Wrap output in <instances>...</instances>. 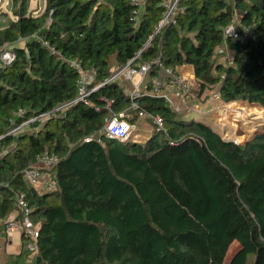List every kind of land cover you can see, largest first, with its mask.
I'll return each instance as SVG.
<instances>
[{
  "label": "trees",
  "instance_id": "1",
  "mask_svg": "<svg viewBox=\"0 0 264 264\" xmlns=\"http://www.w3.org/2000/svg\"><path fill=\"white\" fill-rule=\"evenodd\" d=\"M12 2L16 18L0 27V46L15 51L11 64H0V220L23 192L39 236L36 251L23 236L21 251L4 264H224L233 241L239 248L227 264H264V133L225 140L204 114L178 112L147 93L137 100L163 116L166 131L146 143L101 131L130 94L116 80L94 85L150 39L161 0H146L139 21L132 0H45L38 15L29 0ZM181 6L178 23L153 36L132 64L156 56L175 70L189 63L200 90L194 102L218 88L226 103L264 107V0ZM235 13L253 33L224 40ZM223 43L233 64L214 59ZM76 58L96 69L80 100ZM158 73L152 65L150 75ZM50 110L53 116L31 120ZM44 152L59 159L47 167L55 187L39 189L25 170Z\"/></svg>",
  "mask_w": 264,
  "mask_h": 264
},
{
  "label": "built area",
  "instance_id": "2",
  "mask_svg": "<svg viewBox=\"0 0 264 264\" xmlns=\"http://www.w3.org/2000/svg\"><path fill=\"white\" fill-rule=\"evenodd\" d=\"M145 2L146 0H132V3L134 4L133 13L137 21H139L142 17ZM161 5L163 12L159 23L150 39L143 45L142 49L136 53V55L125 65L119 67V70L116 74H113L104 81L94 85V88H97L104 83L113 81L119 74L124 75L126 79L130 80L136 74H138L143 79L148 73H150L152 65L157 64L159 67H165V74L154 75L150 79V83L148 82V88L145 90V92L139 88L137 83L133 84L132 82L134 89L130 93V102L128 107L118 113L111 114L106 119L105 125L101 130L109 137L120 140H126L132 137L133 133L137 129V125L131 120V118L134 116L150 118L152 120L154 129L156 130L155 132L166 131L165 121L160 113H151L141 107L140 102L137 99L143 94L147 93L159 96L176 110L191 109L193 107L192 102L195 97V93L192 83L174 68L170 66H164L160 56L152 57L150 61L138 65L132 64V61L139 57L140 53L149 45L153 36H155L165 26L172 24L176 25L178 23V16L180 11L183 9L181 6V0H161ZM237 16L238 14H235L231 22L222 28L224 40L227 38L243 40L249 38L252 35V26L245 24L241 21L239 16ZM14 58L15 51L12 47V44L5 42L2 46H0V64H11ZM73 63L79 74L78 96L76 100L85 99L90 92V85L94 81L96 69L94 67L85 68L80 58H76ZM229 63L233 64L232 59L229 60ZM211 97H213L215 100H222L221 93L218 88L214 89ZM20 112L23 113L22 110H20ZM54 114L55 110H50L32 118L31 120L36 118H49ZM28 122L29 121H26L21 126ZM58 159L59 158L56 154L44 152L40 157L39 162L45 167H52L58 162ZM25 176L29 183L36 185L42 177V172L37 166L31 165L25 170ZM46 187H55V181L50 178L49 182L46 184ZM15 206V214L4 219L6 235L9 238H12L13 233L15 231H19L22 236L27 238V248H29L31 251H36V241L39 236V229L30 216L31 209L23 192H20L16 195Z\"/></svg>",
  "mask_w": 264,
  "mask_h": 264
},
{
  "label": "rangeland",
  "instance_id": "3",
  "mask_svg": "<svg viewBox=\"0 0 264 264\" xmlns=\"http://www.w3.org/2000/svg\"><path fill=\"white\" fill-rule=\"evenodd\" d=\"M12 3H13L12 0H0V23H1V21H4V20H6L8 22L10 19L15 17L14 13H13V9H12ZM45 3H46L45 0H30L29 1V11H32L34 15H38L45 9ZM1 24H0V26H1ZM231 56H232V52L229 50L227 45L225 43H223V45L219 46L218 49L216 50L215 55H214V59H216L220 62H223V63H227L228 59ZM118 70H119L118 65H115L112 67L113 74H116L118 72ZM138 76L139 75L136 74L135 78H137ZM121 79H124L121 74H119L118 76L115 77V80L120 83V85L123 87V90L127 94H130L132 92V90L134 89V87L130 88L131 85L128 83L123 84ZM128 86H129V88H128ZM192 86L194 89V93L197 96L199 91H200L198 82L196 80L192 81ZM214 89L215 88L206 89L201 96L196 97L197 101L192 102L193 103L192 108H194V110H196L197 112L204 114V116H206L205 119H207V121L212 123L214 125L215 129L220 133L224 129V127H223L224 123H222L223 121L221 120V117L223 115L222 112L224 110H227V108L229 109V106L232 105L233 102H235L236 104L237 103L241 104V103H243V101H233L231 103H226L223 100H215L213 97H211ZM191 111H193V109ZM142 126L143 125H140L139 128L133 133L132 136H135V134L143 132L142 131L143 129L146 130L145 133L147 135L152 134L156 131L151 122L148 126L149 127L148 129H147V127L143 128ZM149 129H152V131L150 132ZM252 133L253 132H247L244 135L237 136L234 138L236 141L243 143L247 140V138L250 135H252ZM239 134H241V133H239ZM0 223L2 224V222H0ZM18 233H19V231L14 232V242L12 244H8V247H7L8 251H16L17 250L18 243H19ZM238 248H239L238 241H233L230 244L227 255H226V259L224 261V264H227L228 259L236 252V250ZM4 262H5V260H1V258H0V264H4ZM29 264H32V263H29Z\"/></svg>",
  "mask_w": 264,
  "mask_h": 264
},
{
  "label": "crops",
  "instance_id": "4",
  "mask_svg": "<svg viewBox=\"0 0 264 264\" xmlns=\"http://www.w3.org/2000/svg\"><path fill=\"white\" fill-rule=\"evenodd\" d=\"M30 12H32V11H30ZM235 14H238V16L240 18L239 13H235ZM14 16L15 17L12 18V19L16 18L15 14H14ZM1 23H0L1 24L0 27H3L8 22L6 20H4V21H1ZM230 59H231V57L228 59L227 63H229ZM158 71H159L158 75L165 74V67H159L158 66ZM177 71L180 72L181 74H183L188 80H190L191 83H192V81L196 80L195 69H194V66L192 64L183 63L182 65H180L177 68ZM150 73H151V71H150ZM150 73H148L143 79L140 76H138L137 78H135V76H134L131 80L130 79H126L124 77V75L121 74L123 76V78H124V79H121V80H122L123 84H126V83L130 84L131 85L130 88L131 87L133 88V85H132V82H133V84L137 83L139 85L140 89L146 90L148 88V82L150 83V79L153 77V76L150 75ZM128 88H129V86H128ZM187 110L188 109H183V110L181 109V110H177V111L181 112V113H188L189 111L192 110V108H191V110L190 109L188 111ZM134 122L137 125V129L139 128L140 125H143L142 126L143 128L147 127V129H148L149 128L148 126H149L150 122L152 123V120L150 118H148V117H138V116H136V119H135ZM142 131L143 132L135 134V136H132V139H134L136 141H140L141 143H146L148 140H150L152 134L147 135L145 133L146 132L145 129H143ZM149 131L151 132L152 129H149ZM35 166H37V167H39L41 169L40 171L42 172V177L37 182V184L36 185L34 184V185L36 187H38L39 189H41L43 187H46L47 182H49V180H50V174H49L48 168L45 167L42 163L38 162L37 165H35ZM13 214H15V210L11 213V215H13ZM0 222H2V221L0 220ZM18 236H19V243H18L17 250L16 251H8L7 250L8 244H12L14 242V233H13L12 238H9L6 235V232H5L4 222L2 224L0 223V258H1V260H5V262H6L9 259V256L11 254H17V253H19L21 251L22 245H23V236H22V234L20 232L18 233Z\"/></svg>",
  "mask_w": 264,
  "mask_h": 264
},
{
  "label": "bare ground",
  "instance_id": "5",
  "mask_svg": "<svg viewBox=\"0 0 264 264\" xmlns=\"http://www.w3.org/2000/svg\"><path fill=\"white\" fill-rule=\"evenodd\" d=\"M222 114L221 120L227 137L234 138L247 132H254L258 126L264 127V107L257 103L233 102ZM243 129L246 132H240Z\"/></svg>",
  "mask_w": 264,
  "mask_h": 264
},
{
  "label": "water",
  "instance_id": "6",
  "mask_svg": "<svg viewBox=\"0 0 264 264\" xmlns=\"http://www.w3.org/2000/svg\"><path fill=\"white\" fill-rule=\"evenodd\" d=\"M240 132H246V130L243 129V130L240 131ZM220 133H221L222 137H223L225 140H228V141H236L235 138H233V137H227V136L225 135V130H224V129H223L222 132H220ZM263 133H264V127H262V126H258L257 129L252 133V135H250V136L247 138V140H246L245 142H247V141H249V140H251V139L257 137L258 135L263 134ZM132 140L135 141V142H139V143H140V141H136V140H134V139H132Z\"/></svg>",
  "mask_w": 264,
  "mask_h": 264
}]
</instances>
